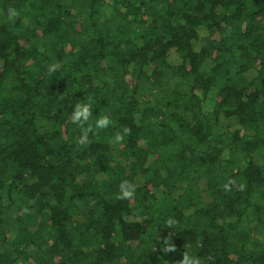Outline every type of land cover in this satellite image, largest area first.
<instances>
[{
	"label": "trees",
	"instance_id": "obj_1",
	"mask_svg": "<svg viewBox=\"0 0 264 264\" xmlns=\"http://www.w3.org/2000/svg\"><path fill=\"white\" fill-rule=\"evenodd\" d=\"M185 251L264 264V0H0V264Z\"/></svg>",
	"mask_w": 264,
	"mask_h": 264
},
{
	"label": "clouds",
	"instance_id": "obj_2",
	"mask_svg": "<svg viewBox=\"0 0 264 264\" xmlns=\"http://www.w3.org/2000/svg\"><path fill=\"white\" fill-rule=\"evenodd\" d=\"M55 70V65H50L48 71L52 72ZM93 116L92 105L90 101L77 102L73 106L70 115V121L72 124L76 125L80 129V136L77 141L79 144H86L89 140V133L95 134L99 130L107 129L111 126L112 121L108 116H99L95 119L94 126L92 123H89L90 117ZM130 130L128 128L123 129L122 135H117L112 139V143L121 144L124 140V136L128 135ZM229 183H232L229 181ZM136 186L129 183L127 180H123L119 184V192L117 194L118 199H130L134 196ZM225 188H228V185H225ZM169 225H172V221H168ZM162 251L165 256L168 253L175 252V246L170 243L167 244ZM177 264H204V261L199 258L194 252L185 251L182 255V259L177 261Z\"/></svg>",
	"mask_w": 264,
	"mask_h": 264
},
{
	"label": "rangeland",
	"instance_id": "obj_3",
	"mask_svg": "<svg viewBox=\"0 0 264 264\" xmlns=\"http://www.w3.org/2000/svg\"><path fill=\"white\" fill-rule=\"evenodd\" d=\"M167 264H172V263L168 262Z\"/></svg>",
	"mask_w": 264,
	"mask_h": 264
}]
</instances>
